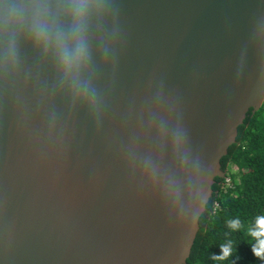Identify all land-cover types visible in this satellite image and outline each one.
<instances>
[{"label":"water","instance_id":"95a60500","mask_svg":"<svg viewBox=\"0 0 264 264\" xmlns=\"http://www.w3.org/2000/svg\"><path fill=\"white\" fill-rule=\"evenodd\" d=\"M101 5L87 95L27 30H0V264H185L264 103V0Z\"/></svg>","mask_w":264,"mask_h":264},{"label":"trees","instance_id":"16d2710c","mask_svg":"<svg viewBox=\"0 0 264 264\" xmlns=\"http://www.w3.org/2000/svg\"><path fill=\"white\" fill-rule=\"evenodd\" d=\"M220 165L225 176L215 179L185 264H262L253 256L243 228L264 215V103L256 113L247 114ZM235 219L241 221V230L228 227ZM229 241L234 253L228 260L215 261L213 256L220 255L221 245Z\"/></svg>","mask_w":264,"mask_h":264},{"label":"clouds","instance_id":"9594fccd","mask_svg":"<svg viewBox=\"0 0 264 264\" xmlns=\"http://www.w3.org/2000/svg\"><path fill=\"white\" fill-rule=\"evenodd\" d=\"M101 0H66L64 23L54 15L50 0H11L7 14L0 21V30L11 32L27 30L34 42L44 51L51 50L63 76L86 95L89 85L82 80L81 73L90 62L89 30L92 17L101 9ZM10 53L15 55L14 41ZM228 227L241 230L239 219L230 220ZM253 256L264 264V215L256 217L254 225L243 228ZM233 242L221 245V254L213 256L215 261H225L234 253Z\"/></svg>","mask_w":264,"mask_h":264},{"label":"built area","instance_id":"2783aa9c","mask_svg":"<svg viewBox=\"0 0 264 264\" xmlns=\"http://www.w3.org/2000/svg\"><path fill=\"white\" fill-rule=\"evenodd\" d=\"M226 182H227V183L229 182L228 179H226Z\"/></svg>","mask_w":264,"mask_h":264}]
</instances>
